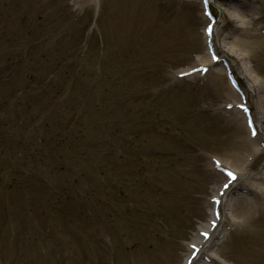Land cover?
Here are the masks:
<instances>
[{"label": "rangeland", "instance_id": "obj_1", "mask_svg": "<svg viewBox=\"0 0 264 264\" xmlns=\"http://www.w3.org/2000/svg\"><path fill=\"white\" fill-rule=\"evenodd\" d=\"M258 2L264 30V0H213L214 41L238 77L242 67L264 81V51L253 55L236 42L237 18L255 13ZM207 21L200 0H0V52L44 59L36 70L54 59L71 67L74 88L64 99L70 110L83 108L91 130L86 157L50 155L33 175H24L23 151L11 162L0 158V264H183L189 243H205L199 231L215 228L194 264H264V189L251 186L264 184V142L253 159L245 116L229 107L240 96L222 65L179 77L209 57ZM10 80L0 72V94ZM263 86L246 92L255 122ZM24 98L34 115L45 108L44 93ZM214 158L245 179L228 191L223 218L209 229L210 197L226 178ZM78 173L76 184L67 182L74 199L53 205L58 193L47 187L61 192ZM92 193L111 194L118 206L105 208Z\"/></svg>", "mask_w": 264, "mask_h": 264}, {"label": "bare ground", "instance_id": "obj_2", "mask_svg": "<svg viewBox=\"0 0 264 264\" xmlns=\"http://www.w3.org/2000/svg\"><path fill=\"white\" fill-rule=\"evenodd\" d=\"M260 6H261V3L258 2V6L254 9L255 13L251 14V16L249 18H247V16L245 14L239 15L240 17L237 18V20L239 22H241L242 26H240L241 27L240 28L241 29L240 34L236 36V38H237L236 42L240 46L241 50L245 49L246 52H248V53L251 52L253 55L255 53L261 54L264 51V43H263L264 36L258 34V31L261 32L262 29H261V26H257V25H260V20H259L260 17H258V16L256 17L255 16V14H257V15L259 14ZM238 13L242 14V12H238ZM255 27H257V28H255ZM250 31L253 34L251 35V37L246 38L247 37L246 34H248ZM209 60H210V57L204 59L203 62H200L198 64L204 65V64L210 62ZM192 67L193 66L188 67V68L184 69V71L188 70V69H190ZM238 73L240 75H242L244 77V79H246V82H247L246 89L248 91H250L251 89L260 90V88H262V84H263L264 81L258 76V74L256 72H254L252 70H245L244 71L242 69V67H241L240 71H238ZM255 92H257V91H255ZM236 100L239 101V102L241 101L240 98H238ZM257 107H258V110H257V112H258V120H257V122L260 123V125H259L260 131H259V134H258L257 138L259 137V138H262L261 140H263L264 139V128L261 125V121L264 120V94L262 95V97L260 96V98L257 100ZM233 111L237 113L236 110H233ZM259 138H258V141H256V138L252 139L251 137L247 139L248 143L245 142L246 140L244 141L245 149L249 148V150H251L253 155H255V154L257 155L261 151V148L258 145V143L260 142ZM243 178L240 177V179H243ZM251 186H252V188H255V189H258V190H259V188L264 189V184L263 183L252 182ZM206 243H208V241Z\"/></svg>", "mask_w": 264, "mask_h": 264}, {"label": "snow or ice", "instance_id": "obj_3", "mask_svg": "<svg viewBox=\"0 0 264 264\" xmlns=\"http://www.w3.org/2000/svg\"><path fill=\"white\" fill-rule=\"evenodd\" d=\"M204 3L207 5V4L209 3V0H204ZM208 14L211 16V13H210V12H209ZM207 31H208L209 35L212 34L213 29H212V26H211V25H209ZM213 58H214V59H219V57L216 56L215 53H213ZM202 70L207 71L206 68H202ZM182 75H184V74L182 73ZM250 123H251V121H250ZM252 135H253V136L256 135L255 127H253ZM217 164L219 165V162H218V161H217ZM224 171H225V172L227 173V175L231 178V180H235V179H236V173L232 172L230 169H224ZM223 187L226 189V188L229 187V185L226 183V184H224ZM222 195H223V189H221V196H222ZM212 200H214V201L216 202L217 205H220V203H221L220 197H218V196H213V197H212ZM215 214H216V217L219 218L220 215H221V211H220V209H217ZM212 225H213V227L216 226V220H213V221H212ZM203 235L207 238V237L209 236V233L205 232V233H203ZM193 247H195V245H194Z\"/></svg>", "mask_w": 264, "mask_h": 264}]
</instances>
